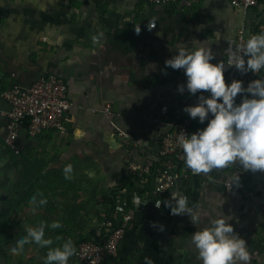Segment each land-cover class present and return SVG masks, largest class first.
I'll return each mask as SVG.
<instances>
[{
  "label": "crops",
  "instance_id": "0c3cea01",
  "mask_svg": "<svg viewBox=\"0 0 264 264\" xmlns=\"http://www.w3.org/2000/svg\"><path fill=\"white\" fill-rule=\"evenodd\" d=\"M153 19L156 26L149 30L148 21ZM260 19L258 10H236L230 0H202L190 9L151 6L145 0H0V145L9 110L2 94L13 86L30 87L43 75L57 74L69 85L74 104L65 136L48 131L21 141V148L25 141L24 148L29 147V161L21 164H29L25 194L29 207L38 192L42 196L37 199L56 197L58 206L67 200V217L55 230L69 231L75 241L80 237L77 247L91 234L78 237L76 231L97 227L100 210L121 180L130 176V168L155 158L163 134L189 116L183 110L186 106L198 102L199 93L177 96L178 86L187 78L183 70L166 68L165 61L177 54L176 48L196 49L204 43L215 53L213 63H226L238 32L251 33ZM136 25L141 27L139 35ZM93 37L101 39L104 49H98ZM106 105L118 118L102 112ZM164 107L170 109L169 120L159 125L154 119ZM204 127L195 122L192 129ZM117 131L135 136L138 147L124 146L114 137ZM69 163L72 179L66 180L63 168ZM239 171L232 164L227 171L214 169L178 181L153 201L155 209L148 216L135 221L119 245L118 257L105 264H145L146 257L152 264H202L191 235L217 218L230 221L245 239L248 264H264V216L258 200L227 192L222 185ZM240 174L249 189L262 193L256 172ZM172 192L188 198L200 217L198 225L188 215L170 214L163 201ZM34 219L29 217V227H37ZM66 235L52 246L62 244ZM46 253L29 252V263L44 264Z\"/></svg>",
  "mask_w": 264,
  "mask_h": 264
},
{
  "label": "clouds",
  "instance_id": "9594fccd",
  "mask_svg": "<svg viewBox=\"0 0 264 264\" xmlns=\"http://www.w3.org/2000/svg\"><path fill=\"white\" fill-rule=\"evenodd\" d=\"M155 26L154 19L148 21L149 30ZM135 32L140 34V25H136ZM176 49L177 54L167 59L165 66L183 70L186 84L179 85L178 91L183 93L186 90L193 96L199 93L198 102L183 110L190 118L198 119L200 124L207 122L204 128L191 134L179 133L177 142L183 151L184 165L194 175H207L214 169L236 164L240 171L232 176L231 184L239 187L241 172H264V78L249 82L245 88L241 80L227 83L225 71L226 66H234L242 74H256L264 69V32L251 35L244 44L236 45L235 50H230L226 63H213L215 53L204 43L196 49ZM238 94L242 97L239 103L236 100ZM75 135L79 137L81 132L77 130ZM72 173L73 165H65L64 178L71 180ZM38 196L42 193L30 198L33 210L47 204L46 198L37 199ZM161 203V200L155 203L156 207L159 208ZM163 204L170 209L171 215H188L191 222L198 225L200 217L189 206L186 196L172 192L171 198L164 200ZM62 226L59 221H53L27 227L26 235L17 237L11 250L22 252L26 244L35 243L48 248L44 264H68L77 254L73 240L68 238L59 246L50 247L53 240L45 238L46 227L55 230ZM152 226L156 227V223L153 222ZM159 230L163 231L164 226L159 225ZM191 244L197 249L202 264H248L250 260L245 239L224 218L214 219L209 227L192 233ZM145 264H152V261L146 257Z\"/></svg>",
  "mask_w": 264,
  "mask_h": 264
},
{
  "label": "built area",
  "instance_id": "2783aa9c",
  "mask_svg": "<svg viewBox=\"0 0 264 264\" xmlns=\"http://www.w3.org/2000/svg\"><path fill=\"white\" fill-rule=\"evenodd\" d=\"M200 1L202 0H145L151 6L178 5L187 9ZM230 1L236 10L256 9L261 16L251 33L246 34L244 29L238 32L232 49L235 50L236 45L244 44L251 35L264 32V0ZM93 43L98 49H104L99 37H93ZM226 68V82L241 80L245 88L249 82L264 78V69L256 74L252 72L242 74L234 66ZM176 94L182 99L189 93L186 90L183 93L177 90ZM2 98L9 106V110L4 114L6 125L3 133L4 146L9 153L20 155L23 138H37L48 131L59 136L67 134L68 117L74 104L70 98L69 85L61 76L43 75L32 86L26 88L15 85L5 91ZM241 98L238 94L237 103ZM102 112L111 119L119 116L111 105H106ZM169 113L170 109L164 107L154 122L159 125L165 124L169 120ZM195 122H199L198 119L189 116L178 119L161 137L157 156L148 159L142 167L130 168L129 174L133 176L134 185L144 194L138 196L124 189L122 183L119 184V189L107 199V206L100 210L98 225L91 233L90 239L76 247L77 254L70 258L68 264H105L107 261L115 260L119 254L120 243L133 228L135 221L139 217L148 216L150 210L155 209L153 201L169 193L178 181H187L192 176H197L185 167L183 151L177 142L181 131L187 134L194 132L192 128ZM206 124L207 122L204 125ZM114 137L124 146L138 147L137 138L131 133L117 131ZM221 170L227 171L228 167ZM256 173L263 183L260 195L248 188L242 176L239 187H232V177L222 180V185L227 192H238L244 198L257 199L264 216V172Z\"/></svg>",
  "mask_w": 264,
  "mask_h": 264
},
{
  "label": "rangeland",
  "instance_id": "374dc122",
  "mask_svg": "<svg viewBox=\"0 0 264 264\" xmlns=\"http://www.w3.org/2000/svg\"><path fill=\"white\" fill-rule=\"evenodd\" d=\"M24 143L21 150V154L24 156L22 158L29 161V147L24 148ZM18 160L21 158L12 156L5 149L4 144L0 145V222L7 220L9 223H6L2 228L0 227V264H30L29 252L39 256L42 252L48 251V248H41L35 243L26 244L22 252L11 250V246L16 243V238L26 235L25 229L29 227V217L35 218L37 226L41 222L50 224L53 221H59L63 224L65 217H67L65 212H68V207L66 208L64 205V202L67 204V200L62 201L61 205L58 206L56 197L54 199L49 197L47 199L48 205L36 207L35 210L31 206L29 207V199L25 200L29 169L18 163ZM51 196L55 195L52 194ZM21 200H23L22 203H20ZM29 213L35 215H29ZM93 231L92 228V230L86 229L83 232L76 231V233L78 232L79 237L82 234L83 236L86 233L91 234ZM66 233V238L74 240V245H76L80 237L75 241V236L71 235L69 231L51 230L46 227L45 238L57 241ZM66 238L64 240L68 239Z\"/></svg>",
  "mask_w": 264,
  "mask_h": 264
},
{
  "label": "trees",
  "instance_id": "16d2710c",
  "mask_svg": "<svg viewBox=\"0 0 264 264\" xmlns=\"http://www.w3.org/2000/svg\"><path fill=\"white\" fill-rule=\"evenodd\" d=\"M12 156H14V157H16V158H18V157H20L21 158V160H18V163H21V164H24L25 165V161H26V159L25 158H22V157H24L21 153H20V155H18V156H15L14 154H12ZM23 160V161H22ZM21 161V162H20ZM27 163V162H26ZM25 167H27V169H29V164L27 165V166H25ZM121 183L123 184L122 186L124 187V189H127V190H129V191H131V192H133V193H135V194H137L138 196H142L143 194H144V192L142 191V190H140V189H138L135 185H134V181H133V176H126V178H123L122 180H121ZM153 182H151V184H152ZM122 187V188H123ZM121 188V187H120ZM117 189H119L118 187L116 188V190ZM115 191V190H114ZM113 193V192H112ZM27 197H29V194H27V196L25 195V199L27 198ZM6 223H8V221L7 220H2L1 222H0V227L2 228ZM9 224V223H8ZM90 239V236H87L86 238H84V239H82L81 240V242L80 243H82V242H85V241H88ZM79 243V244H80Z\"/></svg>",
  "mask_w": 264,
  "mask_h": 264
}]
</instances>
